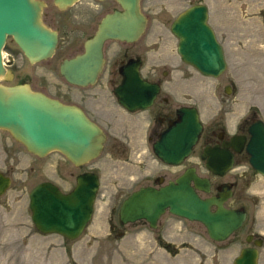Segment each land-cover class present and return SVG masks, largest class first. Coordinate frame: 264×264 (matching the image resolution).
Here are the masks:
<instances>
[{
  "label": "rangeland",
  "instance_id": "obj_1",
  "mask_svg": "<svg viewBox=\"0 0 264 264\" xmlns=\"http://www.w3.org/2000/svg\"><path fill=\"white\" fill-rule=\"evenodd\" d=\"M41 1L49 7L52 5V0ZM197 1L141 0V12L148 18L149 29L143 32L135 46L136 52L148 59L147 76H168L178 92L175 100L178 106L192 103L195 84V104H199L204 134L210 129L212 119L222 116L232 131L248 109L257 110L264 118V0H204L211 6L209 22L223 44L227 61V68L219 77L194 71L180 61L175 52L165 48L166 28L179 12ZM7 41L10 48L4 54L7 58V53L14 50L15 61L9 68L14 77L10 81L0 78V85H26L32 91L57 97L54 90L59 84L55 83L56 71L49 61L30 63L10 37ZM59 86L64 89L63 85ZM139 131L132 138L133 142L142 134ZM117 133H107L110 139L100 156L85 166L101 170L102 182L108 185L98 193L92 221L78 238L66 240L58 234H41L36 230L28 195L44 180H53L62 190H67L69 184L62 177L69 163L57 151L38 159L7 130L0 129V171L12 179L10 188L0 196V264L231 263L245 243L234 238L215 242L199 222L168 212L151 229L146 223L121 224L118 221L120 202L130 190L150 181V173H160L154 169L157 166L159 169L161 164L149 151L141 164L135 155L126 161L113 160L110 143ZM205 144L201 141L195 148V158L190 155L176 170L193 165L195 160L200 175L210 178L214 185L236 182L234 202L243 204L247 210L245 223L264 233V180L257 175L243 178L240 167L222 178L213 176L201 156ZM211 193H215V189ZM162 236L181 243L177 255L172 256L159 246ZM262 237L264 239V234ZM258 264H264V244L259 249Z\"/></svg>",
  "mask_w": 264,
  "mask_h": 264
},
{
  "label": "water",
  "instance_id": "obj_2",
  "mask_svg": "<svg viewBox=\"0 0 264 264\" xmlns=\"http://www.w3.org/2000/svg\"><path fill=\"white\" fill-rule=\"evenodd\" d=\"M75 1L53 0V3L64 9ZM115 1L120 9L103 17L97 33L87 41L85 53L61 63L60 72L69 82L86 84L91 68L102 63L105 40L134 41L142 34L146 18L140 10V0ZM44 6L41 0H0V78L11 77L1 59L7 36L12 37L30 63L52 56L57 34L41 20ZM207 17V7L197 3L174 19L171 31L178 39L176 51L185 63L203 75L218 77L227 64ZM139 67L138 60L121 67L124 80L115 89L119 102L129 110L149 107L159 92L157 83L142 78ZM0 129L7 130L34 155L43 157L58 151L74 165L97 158L105 140L103 131L80 108L20 84L0 85ZM201 130L197 108L182 106L177 110V118L153 143L152 151L167 164H181L191 154ZM238 142L235 139V143ZM247 148L250 164L264 176V123L261 120L253 124ZM202 156L206 168L215 175H224L233 164L232 154L218 146H205ZM10 185L11 177L0 171V196ZM97 188V176L93 173L79 175L75 187L68 193L49 181L35 185L28 195L34 227L42 234L76 239L91 219ZM195 188L204 194L210 191L209 180L195 174L193 168L160 188L141 187L122 201L120 222L127 224L143 219L154 228L168 210L173 215L201 223L213 241H224L243 223L245 211L224 206L229 192L219 193V197H201ZM258 257L257 247H245L232 264H258Z\"/></svg>",
  "mask_w": 264,
  "mask_h": 264
},
{
  "label": "flooded vegetation",
  "instance_id": "obj_3",
  "mask_svg": "<svg viewBox=\"0 0 264 264\" xmlns=\"http://www.w3.org/2000/svg\"><path fill=\"white\" fill-rule=\"evenodd\" d=\"M197 3H202L207 7V14H208L207 23L212 28L217 41L224 49L223 44L220 41L216 31L209 22L211 6L204 0H198L197 2L190 4L188 7L193 6ZM44 4L45 6L42 10V15H41L42 22L45 26L56 32L57 44L52 56L39 62L49 61L52 70H54V72L56 71L57 80L55 83L64 86L63 90L59 85L55 86L54 94L56 96L58 95L57 97L50 96L47 94L46 95L51 98L57 99L62 103L73 105L80 108L84 112V114L92 122H94L105 134L103 149L105 148L107 140L110 139V136L107 133L110 131H117L118 132L117 134H113L110 143V147H111L110 157L113 160L118 159L119 161L120 160L126 161L131 159L130 157L131 155H135L138 158V163L141 164L145 162L144 159L147 151L151 152L152 155H154L152 152L153 143L159 138L160 134L163 131H165L177 118V110L180 107L193 106L194 108L196 107L199 113L201 114L199 104L198 103L195 104V84H194V96L192 103L190 105L178 106L175 105L176 104L175 100L177 97L176 95L178 92L174 84L172 83L171 79L168 78V76H164V78L162 75L159 74L152 76L156 78L147 76L150 69V65L148 64V59H145L143 55L137 53L135 46L137 40L141 37L143 32L146 31V29H149L148 18L144 14L143 15L146 18L145 28L143 29L142 34L139 36L137 40L134 41H124L119 39L105 40L102 46V63L99 66L94 65L91 68L90 76L86 80V84L79 85L69 82L60 72L61 63L66 59H71L79 54L85 53L86 43L97 33L99 24L103 19V17L109 13L114 12L115 10H119L120 7L115 0H77L72 5L64 9L58 8L53 3V0H52V5L50 7L47 5L46 2H44ZM188 7H186L185 9H187ZM46 8L49 9L47 10ZM140 9H141V0H140ZM161 11L162 10H160L159 12ZM181 12H179L178 15ZM178 15H176V17ZM174 19L171 21L169 28L168 29L166 28V35L164 41L165 48L172 52H175V54H177V56L179 57L180 61H182L185 65L191 67L194 71L198 72L195 69V67L185 63L180 58V56L176 51L177 38L171 31V24L174 21ZM10 39L12 38L10 37ZM8 43L9 42L6 40L4 43V50L10 48L8 47ZM60 50L63 51L60 52ZM13 53L14 50H12L11 53H7L8 57L5 58L4 60L6 69L10 73L11 77L8 80L3 78L2 79L3 81H10L14 77V73L11 70H9V68L13 66L15 61L14 60L15 58L12 55ZM136 60L140 62L139 71L142 78L149 82L157 83L159 85V92L156 94L153 102L149 107L145 109L129 110L119 102L115 94V89L118 86H120L124 80V76L121 73V67H123L130 61H136ZM43 78L46 79L47 77L45 78L43 75ZM258 120H262L264 122L263 116L257 110L248 109L247 113L237 120V122L234 124V127L232 128V131H230L227 122L223 116L212 119L211 122L212 124L208 132H206V134H204V124H203L202 130L198 136V140L192 148L191 155H194L195 158L196 146L201 141H204L206 143L204 147L218 146L221 149H227L232 154V161H233L232 167L224 175L222 176L215 175L206 168L208 172H210L213 176L222 178L228 172H231L235 168L240 167L241 168L240 175L243 178L247 179L249 178V176L257 175L262 180H264V176L261 173L257 172L250 164V154L247 148L251 138L252 126ZM139 130L142 131V134L139 136V139H136L133 142L132 138L135 137L136 133L140 132ZM129 132H131V135L129 134ZM121 133H124V136H121ZM235 139H238L240 142L235 143ZM204 147L202 148V153ZM33 156H35L38 159L43 158L36 155ZM154 157L161 164L159 169L157 166V168H155L154 170L155 172L157 170H160L161 172L156 175H154L155 173H150V175H152L151 180L142 185H139L138 187L133 188L132 190H130L127 196H129L131 193H133L134 191L138 190L141 187L151 186L155 188H160L164 185H167L170 181H175L181 174H183L189 168H193L195 174H197L198 176L205 177L200 175V173L198 172L197 167L195 166V160L193 165L186 166L182 170L178 171L176 170V168H179L185 160L181 164L173 165V164H167L159 160L155 155ZM64 159L66 162L69 163L66 168L67 171L65 170L66 171L65 176L63 175L64 177H62L64 181L69 184L67 190H62L59 184L53 180H44V181H49L55 184L58 188L60 187L59 189L63 193H68L75 187L77 182V177L79 175L83 173L95 174L98 180V188L93 203V214H92V218H93L95 211V203L98 193L99 191H101L102 188L105 189L108 186V185L107 186L104 185L102 182L103 179L100 174L101 170L94 169L92 167H85L88 166V164H90V162H92L96 158L82 165H74L65 157ZM204 165H205V158H204ZM205 178L209 180V189H210L209 193L204 194L203 192H200L195 188V191H197L201 197H209V196L219 197V193L226 194L227 192H229V196L225 200L224 206L228 209H233V210L243 209L246 213V218H247V210L245 209L244 205L241 203L234 202V196H235L234 188L236 186V182L234 181H226L224 183L218 182L217 184L214 185L213 182L210 180V178L208 177ZM132 180H134V178H132ZM212 189H215V193H211ZM122 201L118 206L119 222H120L119 208ZM113 203H115L114 199H113ZM166 212L170 213L168 210H166ZM92 218L88 223H91ZM246 218L243 221V223L236 230H234L231 233V235L225 240L234 238L235 240L238 239L245 243V245H243L240 248L238 254L240 253L241 249L245 247H257L259 254V249L264 244V239L262 237L264 233L260 232L257 229V227H254V225L247 226V224L245 223ZM107 223H109V220L107 221ZM129 223H146L148 228L150 229L152 228L149 226V222L143 219ZM136 232H140V231H136ZM159 240H160L159 244L162 243V245L159 244L158 245L163 249H165L170 255L175 256L179 253L178 246L179 244H181L180 242L177 243L176 241L168 240L163 236ZM258 242L261 244L260 246L256 245ZM232 262L233 260L231 261L230 264H232Z\"/></svg>",
  "mask_w": 264,
  "mask_h": 264
}]
</instances>
